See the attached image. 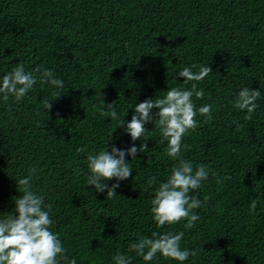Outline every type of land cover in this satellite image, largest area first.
Here are the masks:
<instances>
[{
  "label": "trees",
  "instance_id": "obj_1",
  "mask_svg": "<svg viewBox=\"0 0 264 264\" xmlns=\"http://www.w3.org/2000/svg\"><path fill=\"white\" fill-rule=\"evenodd\" d=\"M18 63L52 69L64 88L37 82L20 101L0 95V218L14 214L16 179L35 167L32 188L52 205L51 230L76 264H113L117 252L131 264H181L161 255L145 262L129 249L165 231L185 232L181 248L195 255L182 264H264V0H0V79ZM193 64L212 69L196 82L205 97L193 101L211 104L213 119L197 114L181 156L216 175L191 193L209 197L193 210L194 228L158 227L150 201L177 162L160 143L158 109L144 125L148 139L136 141L101 110L114 101L126 123L131 105L190 88L176 73ZM246 86L260 91L251 120L232 104ZM143 143L148 152L125 157L131 176L104 181L119 183L113 198L86 185L90 152Z\"/></svg>",
  "mask_w": 264,
  "mask_h": 264
},
{
  "label": "clouds",
  "instance_id": "obj_2",
  "mask_svg": "<svg viewBox=\"0 0 264 264\" xmlns=\"http://www.w3.org/2000/svg\"><path fill=\"white\" fill-rule=\"evenodd\" d=\"M211 72L208 64L183 67L176 75L183 77L185 85L192 82L190 88L172 87L162 98H147L131 105L133 115L126 123L122 118H118L114 101L104 104L108 111L101 110L102 115L116 120L115 126L124 125V131L130 135L132 141H136L141 138L148 139L144 125L153 121L152 109H158L155 113L158 118L154 120V124L160 132V143H167L166 155L177 161L166 179L155 187L150 201V212L158 227L178 224L183 220L186 221L185 229L194 228L200 217L193 210L200 208L209 199L205 196L202 202L191 193L201 187L210 172L213 176L216 175L215 172L203 164L194 168L190 161L182 158L181 149L184 136L198 127L195 119L197 114L206 117L207 120L213 119L211 104L197 108L193 101L194 96L197 99L205 97L203 90H197L196 82L203 80ZM37 82L42 85L50 84L58 89L64 88L63 80L57 78L52 69L38 65L32 71H26L24 64L18 63L0 79V95L5 102L10 97L20 101ZM60 93L59 91L53 93L52 99L58 98ZM259 97V89L246 86L239 90L232 104L236 109L246 110L245 119L251 120L253 112L258 107L256 101ZM49 100L44 102L46 110L52 108ZM85 150L84 146L77 149L78 152ZM138 151L148 152L147 144L138 146L133 144L127 149L112 146L110 151L107 146L98 152H90L86 156L89 170L86 185L94 187L98 192L106 191L107 198H113L116 195L114 189L119 187V183L109 186L104 181L111 179L120 181L131 176L132 168L125 157H137ZM37 172L38 169L35 167L29 168L27 176L16 179V187L21 195L13 199L14 214L7 212L0 218V264H76V260L70 259L66 254L59 234L51 230L54 222L49 211L52 205L45 204L44 197L32 188V178ZM147 183L150 187L156 185V178L149 177ZM256 205L257 201L253 200L250 211L254 212ZM184 235V231L152 232L150 237L141 236L136 242L131 243L129 249L145 262L153 261L157 255H161L182 264L190 255H195L194 251L181 248ZM131 260V257L119 252L112 257L113 264H131Z\"/></svg>",
  "mask_w": 264,
  "mask_h": 264
}]
</instances>
